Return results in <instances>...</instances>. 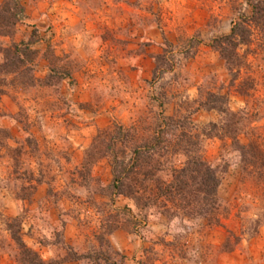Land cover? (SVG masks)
I'll return each instance as SVG.
<instances>
[{"label": "rangeland", "instance_id": "rangeland-1", "mask_svg": "<svg viewBox=\"0 0 264 264\" xmlns=\"http://www.w3.org/2000/svg\"><path fill=\"white\" fill-rule=\"evenodd\" d=\"M22 4L23 19L0 35V264H24L27 248L68 259L59 264H95L102 251L115 264L117 253L123 264H264L260 159L254 167L238 148L264 150V35L240 46L236 79L213 47L250 14L247 0ZM213 93L236 113L235 143L223 135L230 117L206 105ZM173 116L178 148L156 178L167 183L188 154L202 156L221 176L218 224L162 198H110V161H95L100 133L117 124L134 129L132 143L149 142Z\"/></svg>", "mask_w": 264, "mask_h": 264}, {"label": "trees", "instance_id": "trees-1", "mask_svg": "<svg viewBox=\"0 0 264 264\" xmlns=\"http://www.w3.org/2000/svg\"><path fill=\"white\" fill-rule=\"evenodd\" d=\"M22 1L2 0L0 2V35L9 36L10 29L23 19L25 11ZM247 4L251 8L250 14H241L235 20L229 34L214 39L213 47L225 60L228 69L233 73L234 79L240 76L242 58L244 57L238 52L240 46L250 45L257 30L261 35H264V0H247ZM160 58L161 56L158 57V59ZM171 71L172 68L167 66L165 70L161 71V74ZM208 97L206 105L209 104L208 108L210 110H217L230 117L227 122L228 125H224L225 133L223 135L229 137L235 143L238 124L233 119L236 118V113L226 108L227 99L225 95L213 93ZM181 122L182 120L177 116L163 118L160 126L161 128L164 126L162 128L164 131H154V135L149 142L144 140L140 143H132L134 129L116 124L109 131L100 133L103 138H100V145L98 146L100 152L95 161L102 158H108L110 161L112 181L107 190L111 192L112 202L116 200V197L123 196L131 199L135 198L138 205L148 207L162 198L165 202H175V211L182 216L203 217L208 219L210 223L218 224L220 222L218 189L221 185V176L218 169L208 163L202 156L188 154V160L183 168L171 169V181L167 183L156 178L157 173L163 171V168L160 169L162 157L170 153L172 148H178L177 144L179 142L171 147L172 141L169 138L176 135L174 134L176 129L183 127V122ZM217 126V124H213V127L217 128ZM227 126H231V128L229 129ZM181 136L187 137L185 133L179 134L178 137ZM160 139H162V144ZM238 148L242 153L245 152L251 157L249 163L253 166L258 162L254 159H260L258 164H260L262 170L259 175L264 178V150L252 142L248 145L238 146ZM117 228L114 226L109 234ZM16 239L26 249L25 242L22 239ZM25 252L28 255L27 262H24V264H59L68 260L48 262L37 251L27 248ZM116 255L121 256L119 264H123V256L119 253ZM82 257L72 256L70 260H79ZM88 257L87 254L83 258ZM94 260L95 264H115L112 258L108 257L107 253L103 251L96 255Z\"/></svg>", "mask_w": 264, "mask_h": 264}]
</instances>
